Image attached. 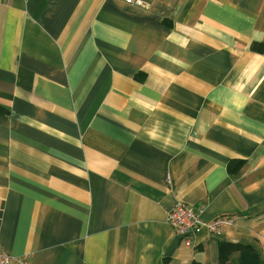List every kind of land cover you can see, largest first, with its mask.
<instances>
[{
	"label": "crops",
	"instance_id": "1",
	"mask_svg": "<svg viewBox=\"0 0 264 264\" xmlns=\"http://www.w3.org/2000/svg\"><path fill=\"white\" fill-rule=\"evenodd\" d=\"M139 1L0 0L1 252L219 264L223 241L264 256V0ZM177 203L234 223L186 247Z\"/></svg>",
	"mask_w": 264,
	"mask_h": 264
},
{
	"label": "built area",
	"instance_id": "2",
	"mask_svg": "<svg viewBox=\"0 0 264 264\" xmlns=\"http://www.w3.org/2000/svg\"><path fill=\"white\" fill-rule=\"evenodd\" d=\"M125 3L137 7L146 5L139 0H124ZM203 209H194L183 203H177L168 213L167 220L174 234L181 238L186 247H192L191 237L200 231H206L211 235H219L224 228L232 226L233 218L221 216L210 221H204L201 217ZM26 257L15 258L0 251V264H26Z\"/></svg>",
	"mask_w": 264,
	"mask_h": 264
},
{
	"label": "trees",
	"instance_id": "3",
	"mask_svg": "<svg viewBox=\"0 0 264 264\" xmlns=\"http://www.w3.org/2000/svg\"><path fill=\"white\" fill-rule=\"evenodd\" d=\"M257 46L253 44L251 49L262 51L263 47L261 45V47ZM241 166L242 162H231L227 171L229 174L235 175ZM218 262L219 264H264V256L261 257L260 253L252 245L222 241L218 245Z\"/></svg>",
	"mask_w": 264,
	"mask_h": 264
}]
</instances>
